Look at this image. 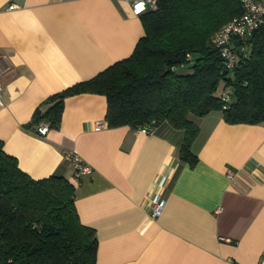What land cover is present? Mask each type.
I'll use <instances>...</instances> for the list:
<instances>
[{"label":"crops","instance_id":"crops-1","mask_svg":"<svg viewBox=\"0 0 264 264\" xmlns=\"http://www.w3.org/2000/svg\"><path fill=\"white\" fill-rule=\"evenodd\" d=\"M144 33L125 0H0V57L10 65L0 77L4 149L36 179L74 182L69 150L90 165L75 205L96 230V264H258L264 121L231 124L221 110L198 118L194 166L179 157L183 130L165 121L152 134L110 126L101 93L68 96L47 135L27 127L50 95L129 56ZM158 197L164 209L153 217Z\"/></svg>","mask_w":264,"mask_h":264},{"label":"trees","instance_id":"trees-1","mask_svg":"<svg viewBox=\"0 0 264 264\" xmlns=\"http://www.w3.org/2000/svg\"><path fill=\"white\" fill-rule=\"evenodd\" d=\"M243 12L242 0H156L139 14L145 33L129 56L50 95L27 127L58 129L68 96L101 93L110 126L183 130L179 157L194 166L198 118L221 110L231 124L264 121V24L235 40L245 51L232 68L213 42ZM76 192L64 175L30 176L0 139V264H96V230L81 222Z\"/></svg>","mask_w":264,"mask_h":264},{"label":"built area","instance_id":"built-area-1","mask_svg":"<svg viewBox=\"0 0 264 264\" xmlns=\"http://www.w3.org/2000/svg\"><path fill=\"white\" fill-rule=\"evenodd\" d=\"M131 4L132 12L139 15L147 9L155 6L156 0H125ZM244 12L222 25L213 35V42L219 48L221 56L227 67L232 68L236 65L239 56L245 51L243 45L235 44L238 38H247L264 24V0H242ZM16 5H10L14 8ZM139 6V12L136 8ZM10 69V65L4 58L0 57V77ZM4 104L3 91L0 86V105ZM98 126H102L101 123ZM37 132L41 135H47L50 131L47 124H40ZM142 132L154 133L156 127L152 125H144L140 127ZM67 160L74 166L73 180L74 184H79L81 176L91 171L90 165L85 163L83 159L74 150L65 153ZM164 209V200L156 198L152 202V216L158 217ZM258 264H264V251L260 255Z\"/></svg>","mask_w":264,"mask_h":264},{"label":"snow or ice","instance_id":"snow-or-ice-1","mask_svg":"<svg viewBox=\"0 0 264 264\" xmlns=\"http://www.w3.org/2000/svg\"><path fill=\"white\" fill-rule=\"evenodd\" d=\"M139 10H140V8H139V6H138V7L136 8V11L139 12Z\"/></svg>","mask_w":264,"mask_h":264}]
</instances>
